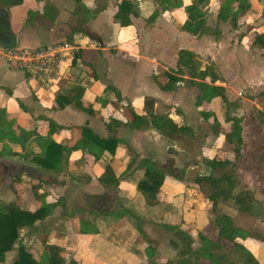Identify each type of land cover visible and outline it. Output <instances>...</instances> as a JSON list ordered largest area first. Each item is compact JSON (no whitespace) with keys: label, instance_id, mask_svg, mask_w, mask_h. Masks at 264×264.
<instances>
[{"label":"crops","instance_id":"obj_1","mask_svg":"<svg viewBox=\"0 0 264 264\" xmlns=\"http://www.w3.org/2000/svg\"><path fill=\"white\" fill-rule=\"evenodd\" d=\"M126 1L134 4L138 13L130 17L131 24L127 27H121L114 19L120 0H81L77 3L75 0H21L20 5L10 8L0 3V36H14L16 46L34 48L59 42L76 46L73 58L63 64L61 80L52 88L41 87L20 72L10 70L2 55L6 47H0V126L5 127L4 134L28 142L26 147H18V151L12 147L16 157L0 158V167L11 171L12 178L7 184L0 183V201L14 202L20 210L35 212L43 201L54 204V196L59 199L71 189L82 201L93 199L97 202L94 208L80 210L82 215L76 216V224L65 217L70 212L67 206L59 207L60 203L33 229H21L19 242L37 261L48 246H56L60 248L64 264H175L180 260L184 244L163 238L152 239V242L138 237L127 239L123 232H117L116 224L112 226L119 239L109 240L101 236V232L103 223L108 226L110 220L101 222L89 215L85 217V213L109 217L112 212L97 211L98 200L109 202V193L113 191V200L121 199L125 209L136 211L141 217L142 213L138 212L145 210L146 204L136 191L142 179L139 173L143 172L140 159H149L148 152L157 153L170 143L171 151L193 154L197 150L191 148L199 141L202 131V152L208 161L216 156L219 160L235 162L238 185L233 195L241 191L252 193L251 211L241 213L249 214L254 223L253 231H264V125L256 118L257 111L264 114V95H261L264 94V56L259 49L251 48V41L239 37L244 34L253 39L255 34L264 32L255 8L238 17L236 30L226 22H219L221 35L216 40L210 35L196 37L180 29L186 21L183 7L193 0H181L183 7L168 10L162 9L157 0ZM218 3V0H209L208 6L219 8ZM205 10L204 7L202 11L205 13ZM154 12H157L155 19L148 21ZM32 13L34 17L29 16ZM205 19L208 27L217 25L216 21L214 25L208 24L206 14ZM249 22L252 23L250 28ZM180 51L198 57V71L214 64L222 81L212 84L208 77L192 78L187 71L183 75L175 74ZM167 74L179 78L172 91L160 88L167 83ZM201 83L222 87L226 100L234 106L226 105L218 97L202 98ZM78 89L82 91L80 102L84 108L91 109L90 114L73 103L58 107V97L70 98ZM131 110L140 116H168L177 127L187 128V132L171 134L164 129L169 135L163 137L153 127L135 129L130 125ZM228 117L240 119L242 146L237 159L223 134L232 127ZM49 121L58 130L50 129ZM82 127L90 128L102 138H116L124 142V146L119 144L114 155L104 152L101 159L95 161L87 151L71 149L79 140ZM39 138L63 146L60 175L41 171L29 163L26 152H40ZM2 149L0 143V152ZM128 166L131 169L124 173ZM174 167L182 168L180 165ZM195 168L196 165L188 166L186 170L191 172ZM105 169H109L110 178L100 180ZM137 170L140 171L132 176ZM15 171L19 176L17 180H13V176H17ZM69 175L75 179L70 181ZM164 178L173 180L161 183L156 193V213H163L167 221L176 224L188 236L197 235L198 230L205 233L211 229L207 225V215L212 203L208 194L204 196V192H200V185L195 181L189 183L185 175L178 177L184 181L170 173ZM32 186L37 188L35 193ZM16 197L18 202L13 201ZM134 203L139 207H134ZM90 218H93L92 226H97L92 234L85 229V222L91 224ZM51 220H56V224ZM126 225L132 230L131 225ZM60 226L62 231L57 232L55 228ZM236 228L249 233L243 226ZM140 229L146 236L151 230L148 226ZM192 240L190 248L196 251L202 244L196 245ZM237 240L258 259V264H264V252L258 250L256 238L249 233V238ZM10 253L11 262L15 251ZM184 259H190L188 264H205L203 259L195 261L189 255Z\"/></svg>","mask_w":264,"mask_h":264},{"label":"trees","instance_id":"obj_2","mask_svg":"<svg viewBox=\"0 0 264 264\" xmlns=\"http://www.w3.org/2000/svg\"><path fill=\"white\" fill-rule=\"evenodd\" d=\"M75 1L77 3L81 0ZM208 1L209 0H194L190 5L184 7L181 0H157V3L164 10L183 7L184 13L186 14V21L180 26L182 31L196 37L210 35L216 40L221 35L218 27L219 22L228 21L233 30L237 29V17L239 14L234 10L235 7H237L236 5L240 8L242 7V11H247L250 8L248 0H218L219 8L216 17L217 25L214 28H211L207 26L205 13L200 8L203 5H206ZM241 2H243V4H241ZM0 3H3L10 8L20 5L21 0H0ZM137 15V9L134 4L126 0H120L114 19L121 27H127L131 24L130 17H136ZM156 16L157 12H154L148 21H153ZM253 47L259 49L262 52V56H264V32L258 33L254 36L252 42V48ZM177 63L178 67L174 72L175 74L183 75L182 73L187 71L192 78L205 79L208 77L212 84L217 81H222L214 64H209L204 70L198 71V57L188 51L179 52ZM167 78V83L164 86H160V88L164 91H172L179 78L176 75L171 74H167ZM199 87L201 88L202 98L203 96L209 99L218 97L224 100L226 105L230 107L234 106V104H230L226 100L224 89L222 87L202 83L199 84ZM81 96L82 91L78 89L74 91L70 98L58 97V107L62 108L63 104L67 105L73 103L79 110L90 114L92 112L91 109L82 106L80 102ZM131 117L132 120L130 125L135 129L153 127L159 131H164V129H166L171 134H185L187 132V128L177 127L168 116H140L134 110H131ZM263 117L264 114L257 111L256 118L262 125H264ZM227 121L232 122V127L229 132H223V134L226 142L233 147V153L235 159H237L240 156L242 146L240 119L228 117ZM49 123L50 129H57L51 121H49ZM107 127V129H109V126ZM4 128V125L1 124L0 141H2L6 135L4 134ZM38 140L40 141V152L38 154H32V164L34 163L41 171L52 175H60L62 171L61 162L63 146L56 144L52 140H43L40 138ZM119 144L120 141L116 138H102L95 134L90 128L82 127L80 129L79 140L71 149L74 151H87L94 157L95 161H98L101 159L104 152L114 155ZM207 165L210 173L206 176H198L194 181L199 185L205 184L209 188L210 192L207 198L212 203V210L215 213V219L210 227L214 226V229L217 228L218 240L208 242L205 238H202V246L198 250L192 251L190 248L192 239H190L188 235L181 234L187 243L186 248L180 255V260L176 261L175 264H188L190 259L185 260L184 257L186 255H189V257L193 256L195 261L203 259L205 264H235L229 259L227 254L221 252L224 249H229L228 251L233 254L240 253L246 262H249L247 261V250L236 241L238 233L236 232L232 219L227 215H217L216 205L219 199H222L223 201L231 200L237 206L238 211L249 213L253 203L252 193L249 191H241L233 195V191L238 185L234 171L235 162L219 160L215 157L212 160H209ZM226 168H229L227 173L219 178L213 177L212 173L216 169L223 170ZM149 173L150 172H147L148 176L153 175ZM149 179L150 180L139 181L137 183V188L145 193L156 194L162 182L153 178ZM35 189L37 190L36 187H34V190ZM60 203V200L56 201L54 204H47L43 201L39 209L35 212H28L18 209L13 203L6 204L0 201V264L5 262L6 255L11 251H15V257L10 264H64V260L60 256V248L56 246H48L37 261L33 258L30 251L19 242V231L21 229H33L36 223L43 222L49 215H51L52 210Z\"/></svg>","mask_w":264,"mask_h":264},{"label":"rangeland","instance_id":"obj_3","mask_svg":"<svg viewBox=\"0 0 264 264\" xmlns=\"http://www.w3.org/2000/svg\"><path fill=\"white\" fill-rule=\"evenodd\" d=\"M248 2L250 4V8L247 11H242V7L240 8L238 5H236L237 7H235L234 10H236V12L239 14V16H245L248 13V11H250V9L252 7H254L255 8L254 9L255 15L258 14V20H260L262 25H264V18H263L264 0H248ZM208 4H209V1L206 5L202 6L203 7L202 9H204V7L206 9L205 14H206V18H207V23L210 25L211 24L214 25L215 21H216L217 13H218V11H215V9L218 10V7H214L213 5L211 7H209ZM241 4H243V2H241ZM48 13H50V12H48ZM34 14L35 13H32L29 16L34 17ZM238 19H237V21H238ZM223 23H225V22H223ZM226 23H227V26L231 27V25L228 23V21ZM244 23H245V20H244ZM248 24H249L248 26L250 28L252 23L249 22ZM261 24L258 25L259 30H260V27L262 26ZM239 37L240 38L242 37L240 40L243 39L245 41H251V42H253L252 40L254 39V38L253 39L249 38L250 36L246 37V35H244V34H242ZM251 37H252V35H251ZM15 46H16V41H15L14 36H10L8 34L6 36H3V37L0 36V47L1 48L2 47L3 48H5V47L6 48H12ZM251 48H252V43H251ZM31 81H33V80H31ZM33 83L38 84L35 81H33ZM36 84H34V85H36ZM196 92H199V91L197 90ZM56 130H58V129H56ZM23 132L26 133V131H23ZM159 132H160L159 134L162 135L163 137L169 135V133L167 131H159ZM202 134H203V131L198 136L199 141H195L194 147L191 148L192 150H197L193 154H192V152L190 154L189 153H178V152H175L174 149H172V151H171V146H172L171 143H170V145H168V147H166L165 149H163L161 151H158L157 153H154L152 150H151V152H148L147 156L149 157L150 160L149 159H140V161H139L140 169H143L142 170L143 172H141L142 174L139 173V175H141V178H142L141 180H150L149 178H151V179L153 178V179L160 180L163 183L164 180H166V179L173 180L172 178H164L165 174L170 173V174L174 175V177H176V179H178L180 181H181V179L183 180V178H178V177L185 175V179L189 183H192V182H194L195 178H197V176L199 174H202V175L208 174L209 173V167L207 165L208 159L205 156V153L202 152V145H203L202 144L203 141L201 140L203 137ZM24 136H25L24 138H27L26 135H24ZM123 136L125 137L126 134H124ZM0 143L2 144V148H3L0 152L1 153L0 158H3V157L14 158V157H16L15 156L16 153L14 152V148H12V147H16L17 148L16 151H18L19 150L18 147H26V143H28V142L25 141L24 139H20L18 141L17 138L15 139L12 135L7 134V135H5L4 139L2 141H0ZM120 144H121V146L122 145L124 146V142L120 141ZM24 149L25 148H22L21 150H24ZM251 152L252 151H250V153ZM32 154H33V152H30V151L26 152L27 158L30 161V162L29 161L28 162L31 164H32L31 160L33 157ZM34 154H38V153H34ZM221 156H223V154ZM214 157H216V156H214ZM173 158H175V160ZM174 162H175V164H174ZM32 165L35 166L34 163ZM178 165L182 166V168L177 169L174 167V166H178ZM195 165H196V168L193 171L189 172L188 170H186V168L188 166L191 168L192 166H195ZM130 166H128V168L125 170L124 173H127L128 170L131 169ZM147 170H149V171H147ZM138 171H140V170L135 171L134 172L135 174H133L132 176H135ZM228 171H229V168H226L223 170H215L213 172V177L219 178L223 174L227 173ZM9 172H11V171H9L7 169H3L0 167V183L1 182L6 183V184L9 183V180H8L9 178L12 180ZM147 172H150L149 174H153V175L148 176ZM14 173L17 175V171H15ZM108 174H109V169H105L104 174L100 177V180H107V178H110L108 176ZM69 177H70L69 178L70 181L75 179L74 177H72V175L71 176L69 175ZM17 179H19L18 175L13 176V180H17ZM109 182H111V180ZM34 187L35 186H32V192L33 193H35ZM200 187L202 188V190L200 189L201 190L200 192L203 191L204 196H205V193L209 194L210 191H209L208 187H206L202 184H200ZM168 188L172 189L170 186H168ZM238 190H240V187L235 192H237ZM136 191L138 192V194H141L144 197L145 204L147 207L146 208L144 205L145 210L138 212L139 214L142 213L141 217H143V218L138 216L136 211H130L128 209H125L124 203L121 201V199L117 198V199L113 200L112 199V198H114V192L113 191H110V193H109V196H110L109 202L107 199L98 200V201H100V205L98 206L97 211L107 210V211L112 212L109 217H106L107 215L105 216V215L90 214V213L89 214L85 213V217H88V215H89L90 217H94L95 219H100L101 222H105V221L110 220L111 224H108V226L105 223H103L104 228L101 232V236L106 237L109 240L119 239V236L114 232L116 230L112 226V225L116 224L115 228L118 230L117 232H119V233L123 232V235H126L127 239H131V238L135 239L138 237L140 239H147V240H149V242H152L151 241L152 239H157V238H163L164 240L172 239L173 241H177V242L184 244L183 248L185 249L187 241L184 239L183 236H181V234L182 235H186V234L182 230H179L178 226L176 224L167 221V219L164 218L163 213H159V214L156 213V211H155V208H156L155 203L157 202L156 194L155 193H145V192L139 190L138 188ZM60 197L61 198L57 199L54 196L53 199L56 201L60 200L61 205L59 207H63V205L67 206L66 209L69 210L70 215H68V213H67V215L65 217H67L74 224L77 223L76 216H78L80 214L82 215L80 210L86 211L87 209L94 208L95 207L94 205L97 203L93 199H89L87 202L82 201L78 197V195L75 192H73L71 189H67L65 191L63 197L62 196H60ZM17 198L18 197H16L15 200H13V201L18 202ZM136 203H138V202L136 201ZM13 204L15 206L17 205L14 202H13ZM16 207L19 208L18 205ZM134 207H139V205H136L134 203ZM216 211H217L216 214L219 216L222 214H228L229 216H231L233 218V221H234V227L235 226L236 227L243 226L246 229H248L250 235L258 240L257 241L259 243V245L257 246L258 250H263L262 252H264V231L263 230L262 231H253L252 230L254 223H253L252 219L249 218V214L242 215V213L238 211L237 206L234 204L233 201L230 200L228 202H224L222 199H220L218 201V207L216 205ZM208 214L209 215H207V217H208L207 222L209 221V223L207 225H209V228H211V229H209V230H211V232L209 230H207L204 233V230L203 231L198 230L197 235L194 234L193 236H189L190 239H194V241L196 242V245L203 244L202 238H205L206 241H208V242H212V240L213 241L218 240L217 239V234H218L217 228H215V230L213 231L212 229L214 228V226L210 227V225L212 224V222L215 219V213L212 210V208H211V210H209ZM255 217H257V213L255 214ZM258 217H260V215ZM54 219H56V218L54 217ZM92 219L93 218H90V220H92ZM50 222L53 225L56 224V220H51ZM90 222H91V224H89V225H88V223L85 222V224H86L85 229H86L87 233L92 234V233H94V231H96L97 226H95V227L92 226L93 220ZM126 224L131 225L132 230H129ZM146 226H148V228L151 229V230H148L147 236L142 231H140L141 230L140 227H146ZM236 227H235V229H236V232L238 233L237 236L239 239L243 238V240H244V239L249 238L248 231H242ZM55 229L57 232L62 231L61 226L58 228H55ZM207 232H208V234H207ZM202 233L204 234V236L202 235ZM205 235H206V237H205ZM97 238H99V237H97ZM237 242H238V240H237ZM228 250L229 249H224L221 252H223L224 254H227L229 259L232 260L235 264H258V259L253 257V255L250 253V251L248 249H246V250L248 252L247 261H249V262H246V260L244 259V257L241 256L240 253L233 254V253H230ZM262 256L264 257V254H262ZM11 258H12V253H10V255L9 254L7 255V257L5 258V262H8L7 264H9ZM5 262L3 264H5ZM196 264H198V263H196Z\"/></svg>","mask_w":264,"mask_h":264},{"label":"built area","instance_id":"obj_4","mask_svg":"<svg viewBox=\"0 0 264 264\" xmlns=\"http://www.w3.org/2000/svg\"><path fill=\"white\" fill-rule=\"evenodd\" d=\"M76 46L59 42L41 47L15 46L2 51L6 66L44 88H52L63 76L64 62L73 58Z\"/></svg>","mask_w":264,"mask_h":264},{"label":"water","instance_id":"obj_5","mask_svg":"<svg viewBox=\"0 0 264 264\" xmlns=\"http://www.w3.org/2000/svg\"><path fill=\"white\" fill-rule=\"evenodd\" d=\"M263 18H264V15H263Z\"/></svg>","mask_w":264,"mask_h":264}]
</instances>
